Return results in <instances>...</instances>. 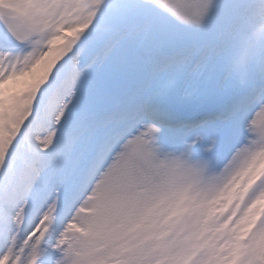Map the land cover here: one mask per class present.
Instances as JSON below:
<instances>
[{
  "label": "snow or ice",
  "instance_id": "6c2138e0",
  "mask_svg": "<svg viewBox=\"0 0 264 264\" xmlns=\"http://www.w3.org/2000/svg\"><path fill=\"white\" fill-rule=\"evenodd\" d=\"M0 264H264V0H0Z\"/></svg>",
  "mask_w": 264,
  "mask_h": 264
}]
</instances>
